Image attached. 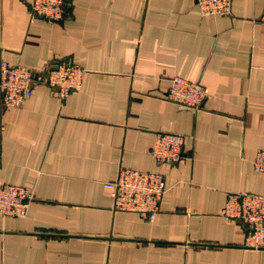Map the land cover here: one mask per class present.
<instances>
[{
	"label": "crops",
	"instance_id": "0c3cea01",
	"mask_svg": "<svg viewBox=\"0 0 264 264\" xmlns=\"http://www.w3.org/2000/svg\"><path fill=\"white\" fill-rule=\"evenodd\" d=\"M34 0H0V64L33 69V95L0 109V184L34 194L26 217L0 215V264H264L230 193L264 195V0L229 16L197 0H69L63 21L31 20ZM84 69L62 96L46 82ZM175 77L207 92L200 110L168 99ZM158 133L185 138L158 167ZM122 168L161 172L154 220L118 211L104 183Z\"/></svg>",
	"mask_w": 264,
	"mask_h": 264
},
{
	"label": "built area",
	"instance_id": "2783aa9c",
	"mask_svg": "<svg viewBox=\"0 0 264 264\" xmlns=\"http://www.w3.org/2000/svg\"><path fill=\"white\" fill-rule=\"evenodd\" d=\"M205 16H229L232 0H197ZM69 0H34L31 20L44 19L51 23L63 21L68 13ZM84 69L70 62L51 68L45 77L48 85L66 96L81 87ZM33 69L22 65L0 64V109L20 107L33 95ZM168 99L187 108L200 110L207 92L199 83L175 77ZM185 138L182 135L158 133L153 156L158 167L183 159ZM254 167L264 171V150L257 152ZM107 195L114 199L118 211L135 212L154 220L167 187L161 172H146L122 168L114 181L104 183ZM34 194L24 187L0 184V215L26 217ZM225 214L240 220L247 228V243L251 248H264V195L230 193Z\"/></svg>",
	"mask_w": 264,
	"mask_h": 264
}]
</instances>
